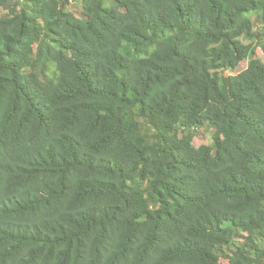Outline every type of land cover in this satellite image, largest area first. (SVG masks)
<instances>
[{
  "label": "trees",
  "instance_id": "trees-1",
  "mask_svg": "<svg viewBox=\"0 0 264 264\" xmlns=\"http://www.w3.org/2000/svg\"><path fill=\"white\" fill-rule=\"evenodd\" d=\"M261 51L264 0H0V264H264Z\"/></svg>",
  "mask_w": 264,
  "mask_h": 264
},
{
  "label": "rangeland",
  "instance_id": "rangeland-1",
  "mask_svg": "<svg viewBox=\"0 0 264 264\" xmlns=\"http://www.w3.org/2000/svg\"><path fill=\"white\" fill-rule=\"evenodd\" d=\"M258 56L259 57H262L263 60H264V53H263V51L259 52L258 53ZM247 66H248V62H243V63L240 64V66L238 67L237 71H241L244 68H246ZM209 142H211V136L205 130L200 131L198 133V136L194 139V144L196 146H201L202 144L209 143ZM222 262L226 264L227 263V260L222 259Z\"/></svg>",
  "mask_w": 264,
  "mask_h": 264
}]
</instances>
